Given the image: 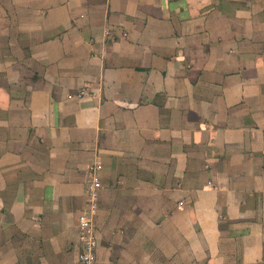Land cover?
Listing matches in <instances>:
<instances>
[{
	"label": "crops",
	"instance_id": "1",
	"mask_svg": "<svg viewBox=\"0 0 264 264\" xmlns=\"http://www.w3.org/2000/svg\"><path fill=\"white\" fill-rule=\"evenodd\" d=\"M264 264V0H0V264Z\"/></svg>",
	"mask_w": 264,
	"mask_h": 264
},
{
	"label": "built area",
	"instance_id": "2",
	"mask_svg": "<svg viewBox=\"0 0 264 264\" xmlns=\"http://www.w3.org/2000/svg\"><path fill=\"white\" fill-rule=\"evenodd\" d=\"M102 164L94 161L88 166V181L86 183V203L83 212L78 217V238L81 247L79 261L81 264H93L97 239L95 233V215L97 210V194L101 188L100 172Z\"/></svg>",
	"mask_w": 264,
	"mask_h": 264
},
{
	"label": "rangeland",
	"instance_id": "3",
	"mask_svg": "<svg viewBox=\"0 0 264 264\" xmlns=\"http://www.w3.org/2000/svg\"><path fill=\"white\" fill-rule=\"evenodd\" d=\"M97 204H98V198H97Z\"/></svg>",
	"mask_w": 264,
	"mask_h": 264
}]
</instances>
